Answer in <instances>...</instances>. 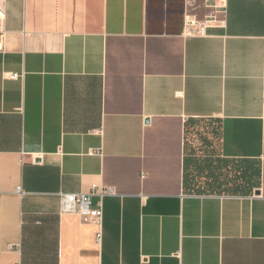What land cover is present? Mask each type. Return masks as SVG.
<instances>
[{
    "label": "crops",
    "instance_id": "obj_1",
    "mask_svg": "<svg viewBox=\"0 0 264 264\" xmlns=\"http://www.w3.org/2000/svg\"><path fill=\"white\" fill-rule=\"evenodd\" d=\"M0 33V264H264V0H0ZM195 120L251 191H187ZM93 187L101 246L61 213Z\"/></svg>",
    "mask_w": 264,
    "mask_h": 264
},
{
    "label": "rangeland",
    "instance_id": "obj_2",
    "mask_svg": "<svg viewBox=\"0 0 264 264\" xmlns=\"http://www.w3.org/2000/svg\"><path fill=\"white\" fill-rule=\"evenodd\" d=\"M216 125L195 120L186 127L188 155L197 163L189 168V193L233 194L247 192L242 173L246 163L221 159ZM253 168V167H252ZM254 169V168H253Z\"/></svg>",
    "mask_w": 264,
    "mask_h": 264
},
{
    "label": "built area",
    "instance_id": "obj_3",
    "mask_svg": "<svg viewBox=\"0 0 264 264\" xmlns=\"http://www.w3.org/2000/svg\"><path fill=\"white\" fill-rule=\"evenodd\" d=\"M204 28V24L192 20L186 21L187 31L198 30L202 33ZM2 39L3 34L0 33V42ZM12 78L17 79L18 75H12ZM114 195L117 193L112 187H93L89 193L81 194L61 193V213L77 215L85 221L95 224L99 228L95 237L96 243L101 246L103 241L104 199ZM95 198L99 199L97 203H95Z\"/></svg>",
    "mask_w": 264,
    "mask_h": 264
},
{
    "label": "trees",
    "instance_id": "obj_4",
    "mask_svg": "<svg viewBox=\"0 0 264 264\" xmlns=\"http://www.w3.org/2000/svg\"><path fill=\"white\" fill-rule=\"evenodd\" d=\"M250 174V172L248 173V171H247V184H249V186H248V190L249 191H251V188L254 186V184H253V180H252V178H251V175H249ZM254 175H258V177L260 176V171L258 170L256 173H254Z\"/></svg>",
    "mask_w": 264,
    "mask_h": 264
},
{
    "label": "water",
    "instance_id": "obj_5",
    "mask_svg": "<svg viewBox=\"0 0 264 264\" xmlns=\"http://www.w3.org/2000/svg\"><path fill=\"white\" fill-rule=\"evenodd\" d=\"M255 195H256V196H260V195H261V191H256V192H255Z\"/></svg>",
    "mask_w": 264,
    "mask_h": 264
}]
</instances>
